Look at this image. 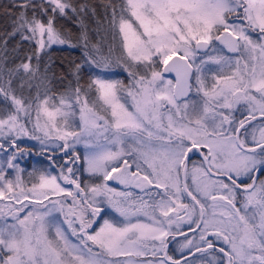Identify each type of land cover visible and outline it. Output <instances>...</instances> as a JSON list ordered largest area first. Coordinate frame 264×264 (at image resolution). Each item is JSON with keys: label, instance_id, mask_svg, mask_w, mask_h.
<instances>
[{"label": "snow or ice", "instance_id": "snow-or-ice-1", "mask_svg": "<svg viewBox=\"0 0 264 264\" xmlns=\"http://www.w3.org/2000/svg\"><path fill=\"white\" fill-rule=\"evenodd\" d=\"M107 7L126 54L115 61L90 45L84 17L95 9L87 3L8 0L4 7L11 31L0 34V49L7 53L19 36L13 52L24 42L31 50L7 79L0 65V96L10 104L0 110V264H138L149 256L142 264H193L168 255L169 237L177 235L192 256L218 251L212 264H264V0H125L119 16ZM61 21L78 26L84 60L69 69L75 86L40 92L51 70L45 64L40 74L42 56L53 45L77 46ZM214 41L228 55H210ZM84 65L97 74L81 85ZM114 68L128 73V85L105 78ZM173 72L175 81L165 79ZM25 86L35 95L25 96ZM239 106L243 118L234 115ZM77 114L79 131L66 130ZM29 125L42 151L56 143L63 163L49 157L59 172L34 170L27 186L16 160L26 152L18 141L30 135ZM81 142L83 170L99 180L83 186L75 152ZM194 151L202 159L189 168ZM132 186L144 195L133 197ZM105 203L122 219H103L96 229ZM184 223L199 231L198 243L181 230Z\"/></svg>", "mask_w": 264, "mask_h": 264}, {"label": "trees", "instance_id": "trees-1", "mask_svg": "<svg viewBox=\"0 0 264 264\" xmlns=\"http://www.w3.org/2000/svg\"><path fill=\"white\" fill-rule=\"evenodd\" d=\"M73 2L77 5L87 3L90 8L95 9V15L88 12L84 17V22L87 26L90 45H97L100 49L98 55L110 56L113 61L122 55L126 56V54L122 51L121 36L118 33H114L110 26L112 7L106 8V5L109 4L111 6H115L117 15L119 16L120 8L124 4L125 0H73ZM6 5H8V0H0V34L5 31H11L10 26L6 23L7 17L3 15L4 7ZM61 24H63L64 28L71 31V42L73 44H77V46L70 47L69 45H53L51 49L48 50V54L46 56H42L40 74L42 75L44 73L45 64H48L51 70L48 72L49 79L44 81L42 84H40L39 77L33 81L34 85L40 84V92H44L45 89L48 88L53 92L60 93L69 87V82L72 83V86H75V78L70 74L69 69L72 68L73 62L75 64H81L84 60V50L75 39V37L79 34L78 26L75 25L74 21H61ZM19 39V36H17L15 40H12L8 44L7 53H4L3 49H0V65L3 66L5 79L8 78L7 69L14 68L16 64L21 62L25 53L31 50V46L27 42H24L21 44L18 51L13 52V48ZM109 49H111V52H109ZM5 55L7 56V59H4ZM32 63L35 64L36 61L33 60ZM137 70L140 73V71L145 69L141 67ZM124 72L125 70L123 68H114L108 75L105 76V78L127 82L128 74L127 72ZM96 74L97 71L94 67L84 65L80 76V84L86 85L90 76H94ZM19 85V77L14 78L13 88L15 89L17 95H19L21 91ZM23 92L25 96H34L36 88L34 87L31 91H29L27 86H25ZM89 97L91 99L95 98L94 90L89 93ZM7 106H10L9 102H6L3 97L0 96V110H3ZM28 151L29 159L26 161L23 170L28 173H31L34 170L38 172L39 159L34 155V153H32L31 149ZM59 163L61 162L59 161ZM40 165V171H42L48 165V161H43ZM28 177L30 176L28 175Z\"/></svg>", "mask_w": 264, "mask_h": 264}, {"label": "flooded vegetation", "instance_id": "flooded-vegetation-1", "mask_svg": "<svg viewBox=\"0 0 264 264\" xmlns=\"http://www.w3.org/2000/svg\"><path fill=\"white\" fill-rule=\"evenodd\" d=\"M213 47L217 51H210L209 52L210 55H214V54L218 53L219 51H223L224 54L228 55L227 51L223 48V45L220 44L219 41H214ZM207 67H210L213 72H216L218 70V66H216V65H209ZM225 71L227 72V69ZM168 77H169V79L173 80L172 76L169 75ZM210 80H211V74L209 73V82H210ZM242 113L246 114V108L244 106H239L238 110L234 112V115L237 118H243ZM249 139H250V137H249ZM202 151L206 152V150H202ZM23 158L28 161L29 153L24 154ZM194 158H198L201 160L202 159L201 152L200 151H194L192 153H189V161L190 162L193 161ZM47 161H48V158H47ZM130 163H131V161H130ZM48 164H49V161H48ZM132 170L135 171V168L133 167ZM79 178H80V181L82 183V186L89 179L97 180L96 177H92V176H89L87 174H83L82 176H79ZM260 179H264V176H260ZM244 183H252V181L246 179V180H244ZM109 185L115 186L117 189L125 190L124 186L120 185L118 181H109ZM127 190L132 192L133 197L142 196V192L139 189H136L134 186L128 188ZM143 195H144V193H143ZM145 198H147V197H145ZM181 201L184 203L189 202V200L184 198V197H181ZM237 206L239 207L240 205L238 204ZM102 209H103L102 218H99L100 221H102L103 219H122L118 216L117 213L114 212V210H112L110 207H108L106 203L104 205H102ZM181 214H183L182 211H181ZM98 224H96L95 227H97ZM192 227L195 228V225H192ZM181 230L184 233H187L188 238L192 239L194 243L199 242V231H197L195 234H193L192 232L189 231V227L186 223L181 225ZM209 239H213V237L209 236ZM184 242H185V240H184L183 236L177 235L175 239H173L172 237H169V244H168V248H167L168 255L172 256L174 259H183L184 257H187L190 262H193V264H212L213 257H219V255H220L218 251L209 250L206 253H196L195 256H192L189 254L187 249L181 250L180 245L183 244ZM221 246H223L222 243L216 244L217 249ZM192 252L195 253V248H192ZM145 259H151V257L149 256L146 258H139V260H145Z\"/></svg>", "mask_w": 264, "mask_h": 264}, {"label": "rangeland", "instance_id": "rangeland-1", "mask_svg": "<svg viewBox=\"0 0 264 264\" xmlns=\"http://www.w3.org/2000/svg\"><path fill=\"white\" fill-rule=\"evenodd\" d=\"M121 38H122V37H121ZM215 53H216V52H215ZM217 54H218V53H216V54H214V55H217ZM197 62H199V61H197ZM158 66H160V65H158ZM125 72H126V71H125ZM125 72H124V73H125ZM127 74H128V73H127ZM140 74H141V75H150V73L147 72L146 70L140 71ZM125 77H126V76H125ZM106 79H108V78H106ZM165 79H169V77L165 76ZM123 83H124L125 85H128V84L130 83V77H129V75H128V80H127V82L125 81V82H123ZM191 98H192V99H197V97H196L195 95L191 96ZM89 99H91V98L89 97ZM34 118H35V114L33 113V119H34ZM69 125H70V126H69L66 130H68V131H79V117H78V114H77V116H75V117H70V119H69ZM29 133H30L29 136L22 137V138L19 140V142H18V147L23 148V149H26L25 154H26V153H29L28 150L31 149L32 153H34V155H35L36 157H38V159H39V169H38L37 174H38L39 172H41V171H40V170H41V169H40V168H41V165H40V164H41L43 161H46L47 158H48V161H49V157H52V159L56 161L57 165L63 163V160L60 159V158L63 156V153L60 151L59 148L56 147V143H55V142H54V143H49L48 148H47V151H42V150H41V147H40V144H39V141H37V140L31 138V134H32L31 125H29ZM36 134L39 135V133H36ZM3 142H4L3 139H0V143H3ZM58 143H62V141H61V142H58ZM7 147H8V145L5 144V148H6V149H7ZM30 147H31V148H30ZM75 152L78 153V154L81 156V160H80L79 162H77L78 165H79V176H82L83 174H87V175L90 176L89 173H87L86 171L83 170L84 167H86V166L84 165V163H83V156H84L85 153H86L85 145H84L83 142L78 143V144L75 145ZM8 154L11 155V151H9ZM5 159H6V156H5L4 152L0 151V163H2ZM64 159H67V157H64ZM26 161H27V160H25V159L23 158V156H19V157L17 158V160H16V163L19 164V166H20L21 169H23L24 165L26 164ZM57 161H58V162H57ZM59 161H60L61 163H59ZM200 161H201L200 159H198V158H194V160L191 161V162H195L197 165H199ZM191 162L189 163V168L192 167V163H191ZM50 163H51V161H49V164H48V165L45 167V169H43L42 171H50L51 174H57V173L59 172V170H60L59 167L54 165V166L50 169V168H49ZM28 175H29V173H28L27 171L24 172V170H23V172L21 173L22 179L25 181V184H26L27 186H30L31 183L35 182V179H34V177H31V176L28 177ZM6 176H8V178H12V179H14V178H15V172L12 171V170H9V172L6 173ZM97 182H99L98 179H97V180L89 179L86 183L90 185V184H92V183H97ZM189 182H190V181H189ZM110 186H111V187H115V186H112V185H110ZM115 188H116V187H115ZM117 190H118V191H123V190H121V189H117ZM142 196H143V193H142ZM69 202H70V198H69ZM3 203H4V202H0V206H3ZM45 203H47V202H45ZM188 203H189V202H188ZM208 204H211V202L209 201ZM215 210H216L217 212H219V211H221V208H220V207H217ZM251 210H252V209L250 208L249 211H251ZM212 212H213V208H212V207H207V208H206V215H207L208 217L211 216V213H212ZM57 215H58V218H59L60 220H63V217H62V216H59V214H57ZM102 221H103V220H102ZM102 221L99 220L100 223L98 224L97 227H95V225H94V228L98 229L99 226H100V224L103 223ZM143 261H144V260H138V264H142Z\"/></svg>", "mask_w": 264, "mask_h": 264}, {"label": "water", "instance_id": "water-1", "mask_svg": "<svg viewBox=\"0 0 264 264\" xmlns=\"http://www.w3.org/2000/svg\"><path fill=\"white\" fill-rule=\"evenodd\" d=\"M170 63H171V62H170ZM162 67H163V66H161V69H162ZM166 74H170V75H172V76H173V79H174L173 81H175V73H174V72H173V73H166Z\"/></svg>", "mask_w": 264, "mask_h": 264}]
</instances>
